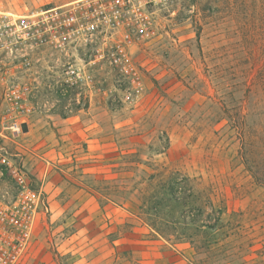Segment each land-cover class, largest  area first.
Instances as JSON below:
<instances>
[{
    "label": "rangeland",
    "instance_id": "374dc122",
    "mask_svg": "<svg viewBox=\"0 0 264 264\" xmlns=\"http://www.w3.org/2000/svg\"><path fill=\"white\" fill-rule=\"evenodd\" d=\"M0 12V112L35 109L3 144L48 209L20 264H264V0Z\"/></svg>",
    "mask_w": 264,
    "mask_h": 264
},
{
    "label": "built area",
    "instance_id": "2783aa9c",
    "mask_svg": "<svg viewBox=\"0 0 264 264\" xmlns=\"http://www.w3.org/2000/svg\"><path fill=\"white\" fill-rule=\"evenodd\" d=\"M13 24L11 16L0 12V44L1 36L11 31ZM24 91L26 88L6 94L9 114L0 112V264L21 263L39 221L48 212L42 190L33 188L29 176L9 157L3 144L5 139L16 144V139L26 132L23 121L35 110L24 102ZM8 131L10 137L6 135Z\"/></svg>",
    "mask_w": 264,
    "mask_h": 264
},
{
    "label": "water",
    "instance_id": "95a60500",
    "mask_svg": "<svg viewBox=\"0 0 264 264\" xmlns=\"http://www.w3.org/2000/svg\"><path fill=\"white\" fill-rule=\"evenodd\" d=\"M23 128H24V131H26V126L25 125L23 126Z\"/></svg>",
    "mask_w": 264,
    "mask_h": 264
},
{
    "label": "trees",
    "instance_id": "16d2710c",
    "mask_svg": "<svg viewBox=\"0 0 264 264\" xmlns=\"http://www.w3.org/2000/svg\"><path fill=\"white\" fill-rule=\"evenodd\" d=\"M113 27H115V25H113Z\"/></svg>",
    "mask_w": 264,
    "mask_h": 264
}]
</instances>
